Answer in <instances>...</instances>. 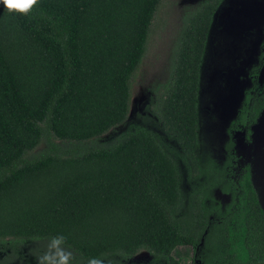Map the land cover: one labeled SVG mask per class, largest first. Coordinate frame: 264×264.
<instances>
[{
  "label": "trees",
  "instance_id": "trees-1",
  "mask_svg": "<svg viewBox=\"0 0 264 264\" xmlns=\"http://www.w3.org/2000/svg\"><path fill=\"white\" fill-rule=\"evenodd\" d=\"M161 1L37 0L28 14L0 6L6 254L29 242L35 250L61 247L67 264H123L142 250L152 255L150 264H180L173 251L186 245L190 261L182 264H264V201L249 167L241 174L233 168L236 133L264 109V93L255 97L264 21L220 159L201 158L199 91L221 0H205L184 20L156 103L162 133L135 124L114 142L99 140L127 118ZM49 137L101 145L70 154Z\"/></svg>",
  "mask_w": 264,
  "mask_h": 264
},
{
  "label": "rangeland",
  "instance_id": "rangeland-1",
  "mask_svg": "<svg viewBox=\"0 0 264 264\" xmlns=\"http://www.w3.org/2000/svg\"><path fill=\"white\" fill-rule=\"evenodd\" d=\"M205 0H162L152 20L147 49L141 65L131 83V99L126 120L104 133L99 140L119 135L132 125H146L157 132L160 120L156 110L158 97L164 92L170 77L172 56L180 36L184 20ZM264 21V0H221L214 18L209 48L203 63L199 91V111L203 156L221 158L225 129L234 115L245 85L244 70L259 39V29ZM257 36V37H256ZM264 93V63L257 79L255 97ZM237 156L233 162L238 173L248 166L253 181L260 189L264 201V109L249 130L236 134ZM57 145H65L70 154L80 153L101 143L94 139L82 141H60L49 137ZM114 137L112 142L116 141ZM170 143H174L169 139ZM45 149L40 143L36 152ZM181 169L186 164L179 162ZM184 185H189L185 183ZM46 248V249H45ZM6 254L0 249V264H67V257L61 247L50 244L35 250L29 242H19ZM173 255L180 264L189 262L190 246H178ZM152 255L142 250L123 264H150ZM102 264H112L102 262Z\"/></svg>",
  "mask_w": 264,
  "mask_h": 264
},
{
  "label": "clouds",
  "instance_id": "clouds-1",
  "mask_svg": "<svg viewBox=\"0 0 264 264\" xmlns=\"http://www.w3.org/2000/svg\"><path fill=\"white\" fill-rule=\"evenodd\" d=\"M36 3L37 0H0V6H3V8H6L10 12L19 14H28ZM90 264H95V261H91Z\"/></svg>",
  "mask_w": 264,
  "mask_h": 264
},
{
  "label": "flooded vegetation",
  "instance_id": "flooded-vegetation-1",
  "mask_svg": "<svg viewBox=\"0 0 264 264\" xmlns=\"http://www.w3.org/2000/svg\"><path fill=\"white\" fill-rule=\"evenodd\" d=\"M263 63H264V60H263ZM263 63H262V65H263ZM234 162V161H233ZM233 168H234V165H233ZM244 169V168H243ZM243 169L238 173L237 171H235L236 173H238V174H241L242 173V171H243ZM255 184V183H254Z\"/></svg>",
  "mask_w": 264,
  "mask_h": 264
},
{
  "label": "water",
  "instance_id": "water-1",
  "mask_svg": "<svg viewBox=\"0 0 264 264\" xmlns=\"http://www.w3.org/2000/svg\"><path fill=\"white\" fill-rule=\"evenodd\" d=\"M242 131H243V130H242ZM238 132H241V131H238ZM238 132H237V133H238ZM237 133H236V134H237ZM236 140H237V139H236Z\"/></svg>",
  "mask_w": 264,
  "mask_h": 264
}]
</instances>
